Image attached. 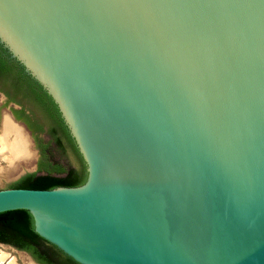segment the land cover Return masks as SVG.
I'll list each match as a JSON object with an SVG mask.
<instances>
[{"label":"water","instance_id":"1","mask_svg":"<svg viewBox=\"0 0 264 264\" xmlns=\"http://www.w3.org/2000/svg\"><path fill=\"white\" fill-rule=\"evenodd\" d=\"M86 182L0 189L79 264H264V0H0Z\"/></svg>","mask_w":264,"mask_h":264},{"label":"trees","instance_id":"2","mask_svg":"<svg viewBox=\"0 0 264 264\" xmlns=\"http://www.w3.org/2000/svg\"><path fill=\"white\" fill-rule=\"evenodd\" d=\"M0 81L16 96L22 97L37 108L47 122V132L50 136V141L41 146L42 155L47 162L40 166V173L24 174L11 188L53 189L84 184L87 179L86 163L57 105L42 85L25 71L22 64L11 57L2 43ZM50 143L55 145L62 156L67 157L70 152L77 160L78 168L64 169L60 163L50 161ZM0 241L27 251L42 264H79L35 232L33 217L26 209L0 212Z\"/></svg>","mask_w":264,"mask_h":264},{"label":"rangeland","instance_id":"3","mask_svg":"<svg viewBox=\"0 0 264 264\" xmlns=\"http://www.w3.org/2000/svg\"><path fill=\"white\" fill-rule=\"evenodd\" d=\"M7 117L27 137L33 160L30 164L24 160L9 164L6 160L8 155L0 150V189L11 188L24 174L40 173V166L47 162L42 155L41 146L50 141L47 122L37 108L22 97L16 96L0 81V133L3 120ZM49 153V160L60 163L64 169L78 168L75 157L70 152L67 157L62 156L53 143H50ZM0 254L6 256L2 264H36L28 253L6 245H0Z\"/></svg>","mask_w":264,"mask_h":264},{"label":"bare ground","instance_id":"4","mask_svg":"<svg viewBox=\"0 0 264 264\" xmlns=\"http://www.w3.org/2000/svg\"><path fill=\"white\" fill-rule=\"evenodd\" d=\"M0 150L8 155L6 160L9 164L23 160L30 164L33 160V153L27 137L8 117L4 118L2 123ZM5 257V255L0 254V264L3 263Z\"/></svg>","mask_w":264,"mask_h":264},{"label":"flooded vegetation","instance_id":"5","mask_svg":"<svg viewBox=\"0 0 264 264\" xmlns=\"http://www.w3.org/2000/svg\"><path fill=\"white\" fill-rule=\"evenodd\" d=\"M0 245H6V246H9V247H12V248L15 249V250L23 251V252L28 253L27 251L22 250V249H19L18 247L14 246V245H12V244H10V243H6V242H3V241H0ZM28 254H29V253H28ZM29 255H30V254H29ZM30 257L32 258V260H33L36 264H42V263H40L39 261H37L36 259H34V257H32V255H30Z\"/></svg>","mask_w":264,"mask_h":264}]
</instances>
